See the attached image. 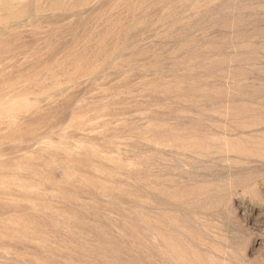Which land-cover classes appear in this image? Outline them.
<instances>
[{
  "label": "rangeland",
  "instance_id": "rangeland-1",
  "mask_svg": "<svg viewBox=\"0 0 264 264\" xmlns=\"http://www.w3.org/2000/svg\"><path fill=\"white\" fill-rule=\"evenodd\" d=\"M0 264H264V0H0Z\"/></svg>",
  "mask_w": 264,
  "mask_h": 264
}]
</instances>
